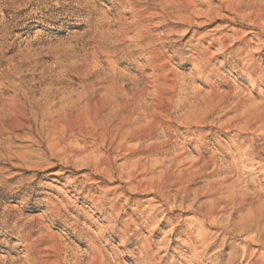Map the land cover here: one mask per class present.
<instances>
[{"label": "rangeland", "instance_id": "374dc122", "mask_svg": "<svg viewBox=\"0 0 264 264\" xmlns=\"http://www.w3.org/2000/svg\"><path fill=\"white\" fill-rule=\"evenodd\" d=\"M221 1L0 0V264H264L263 37ZM125 102L155 130L99 145Z\"/></svg>", "mask_w": 264, "mask_h": 264}, {"label": "bare ground", "instance_id": "6f19581e", "mask_svg": "<svg viewBox=\"0 0 264 264\" xmlns=\"http://www.w3.org/2000/svg\"><path fill=\"white\" fill-rule=\"evenodd\" d=\"M158 2L161 5L160 8L161 10L160 12H156L155 14L164 18L165 14L167 13L166 10L168 8H172L176 12L175 17L179 19L181 23H191L193 16L192 13L197 0H158ZM220 3L224 4L226 10L229 13L248 19L255 26L259 27V30L263 38H261L257 48L258 49L264 48V0H222ZM220 7H221L220 4L217 6L210 5L207 11L205 12L207 18H212L213 15L215 14V11ZM148 18L151 17L149 15H143L142 17L140 11L135 12L134 16H132V19L129 22V24L138 29L139 34L136 35L137 39H143L144 37L149 35V32L145 31L146 24L144 23V21H146ZM251 53L252 51L246 50L247 56H250ZM150 60L154 62L157 67L161 66V62L159 57L157 56V52L152 53ZM120 105L121 107L119 108H114V107L109 108L108 115H105V117H103L102 119H98L96 114H94L92 119L89 118L91 125L89 135L95 137L98 140L97 143L99 145L103 146L105 144H109V147H111L113 150L116 151L128 149L129 147L127 148L128 145L126 143L129 140L136 141L137 142L136 145L138 146L135 147L138 148L141 141L146 137H148L149 135L146 131L149 129L151 131L155 130L156 122L152 117L151 127L149 129L143 128V126L139 124L141 120V116L139 112H137V115L133 116L135 113L134 110H136L135 104H130L128 102H125ZM122 110H125L128 114L122 113ZM83 126L84 125L80 124L78 127L80 132H84L85 126L84 127ZM50 133H53V131ZM82 150L86 151L87 146L84 145L82 147ZM100 163L98 165L95 164L94 169L97 170L99 168V165L102 164ZM137 164L138 163L136 160L132 168L133 170L134 168H136V166H138ZM107 171L108 172L110 171L108 167H107ZM180 174L183 173L181 172ZM120 175L121 177H125L128 182L134 176L133 171L123 172ZM182 176L183 175H181L179 180L180 183L183 182ZM137 187H140V189H142L143 191H146L148 188H153L151 181L139 182Z\"/></svg>", "mask_w": 264, "mask_h": 264}]
</instances>
